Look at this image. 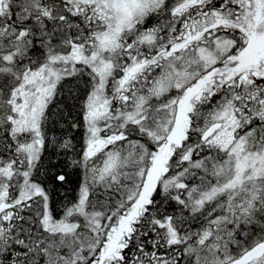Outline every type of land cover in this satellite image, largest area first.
<instances>
[{
	"label": "rangeland",
	"instance_id": "rangeland-1",
	"mask_svg": "<svg viewBox=\"0 0 264 264\" xmlns=\"http://www.w3.org/2000/svg\"><path fill=\"white\" fill-rule=\"evenodd\" d=\"M67 1L75 5L94 4L99 8L103 21L94 38L89 37L81 44L71 39L65 51L59 49L48 54L42 64L26 67L19 75L14 73L17 82L10 94L13 129L32 138L23 147L28 165L19 183L17 199L44 197L43 226L46 230L65 234L71 232L75 224L67 218L53 219L45 191L31 179L41 147V118L58 81L65 75L84 71L85 67L95 74L96 84L86 105V134L78 160L84 170V183L80 199L68 209V216L79 214L96 227H106L108 221L103 222L101 215L87 211L91 185L112 184L118 188L119 184L124 194H129L119 211L123 209L125 215H130L135 210L131 204L138 203L136 213H140L159 187L164 191H183L187 186L184 178L190 170L206 171L212 176V181L200 188L201 192L195 193L198 197L194 211L216 225L229 221L236 196L264 194V55L230 53L231 41L225 37L204 38L205 46L214 45L215 48H200L195 53L156 51L153 19L148 18L154 13L165 16L163 10L171 4L170 0ZM243 1H237L234 16L238 21L248 16L246 25H255L258 12L264 15V0H257L249 12L248 6L241 7ZM173 2L178 5L182 0ZM8 3L10 0H0V20L2 16H8ZM39 5L41 3L36 2L32 10L41 12ZM35 16L33 14L32 19H36ZM8 20H11L10 16ZM4 26L0 28V50L4 52L0 61L8 64L17 51H8L2 46L13 42L9 38L10 44L4 42L10 25ZM239 27L243 28L238 22L236 28ZM18 33L14 36L25 39L26 30ZM125 57L128 62L122 64ZM214 87H222L220 89L225 92L230 89L228 97L223 95L226 99L206 111L210 119L207 125L219 122L222 128L207 141L196 144L199 153L193 155V146H190L194 143L190 133L195 129L193 115L199 107L204 111L203 104L209 102ZM231 92L236 97L231 96ZM127 95V105L112 107L114 99L122 100ZM258 124L262 125L263 132L255 131L258 134L255 136ZM205 127L200 130V136ZM143 132L146 136L141 139ZM252 136L258 143L252 142ZM96 141H105V144L99 150L92 149L90 145ZM207 158L212 159L211 162L206 163ZM174 161L179 164L174 165ZM157 163L162 166L160 176L155 179ZM148 184L151 185L150 195L142 199V195L147 194ZM165 225L172 236L171 242L178 241L169 219L167 223L166 220L162 222V226ZM213 254L209 264H222L215 252ZM241 256L224 260H228L226 264H264L261 257L250 263Z\"/></svg>",
	"mask_w": 264,
	"mask_h": 264
},
{
	"label": "trees",
	"instance_id": "trees-1",
	"mask_svg": "<svg viewBox=\"0 0 264 264\" xmlns=\"http://www.w3.org/2000/svg\"><path fill=\"white\" fill-rule=\"evenodd\" d=\"M36 2L41 3L38 7L41 12L32 10ZM33 14L36 19H32ZM8 16L1 17L0 28L10 25L7 39L3 40L13 42L2 46L17 51V55L8 64L0 61V264H209L213 252L226 264L225 258H239L251 248V238L262 234V211L256 219L261 224H256V228L246 223L245 207L238 211L242 214L239 221L232 207L229 221L211 223L194 211L198 197L195 193L212 181L210 174L197 170H190L184 178L187 186L183 191H164L159 187L139 217L128 225L122 220L137 211V203L131 204L135 210L130 215H125L123 209L119 211L129 195L124 194L119 184L118 188L112 184L91 185L87 211L101 215L103 222L108 221L106 227H96L79 214L67 215L68 209L78 203L84 183V170L78 160L86 134V105L96 84L95 74L88 67L58 81L41 118V147L31 179L45 191L53 219L67 218L75 224L65 234L46 230L44 197L17 199L19 183L28 165L23 147L32 138L16 133L10 120V94L17 82L14 73L19 75L26 67L42 64L48 54L59 49L65 51L71 39L81 44L89 37L94 38L103 20L96 5H75L67 0H10ZM23 29L27 31L25 39L14 36ZM0 53L4 55L1 50ZM119 57L122 59V54ZM127 62L125 57L121 63ZM220 88L210 91L209 102L203 104L205 112L202 107L194 112L195 129L190 132L193 155L199 153L196 144L204 142L202 134L210 121L206 111L214 109L222 101L220 97L230 92ZM128 100V95L122 100L114 99L112 107L121 108ZM262 129L258 124L254 132L260 134ZM143 133L141 139L146 136ZM254 138L251 137L253 142L258 143ZM210 160L207 158L206 163ZM177 163L174 161V165ZM168 219L179 238L176 242H171L168 226H162Z\"/></svg>",
	"mask_w": 264,
	"mask_h": 264
},
{
	"label": "flooded vegetation",
	"instance_id": "flooded-vegetation-1",
	"mask_svg": "<svg viewBox=\"0 0 264 264\" xmlns=\"http://www.w3.org/2000/svg\"><path fill=\"white\" fill-rule=\"evenodd\" d=\"M173 1L174 0H170L171 4L168 5L169 7L167 6L168 9L166 7L163 10L166 14L165 16H160L163 14L158 13H154L153 15V20L151 22L156 51L160 50L161 53L167 54L195 53L200 48H215L214 45L205 46L206 44L203 42L205 41L204 38L213 37L212 39H219L225 37V39L231 41L228 48L230 53L239 51L245 54L254 53L257 55H264V15H261V11L258 12L257 20L255 21L254 19L255 25H246L248 16L239 21L234 16L236 7H238V0H182V3L178 5H175ZM256 1L257 0H244L241 7L248 6L249 12ZM158 16L162 18L159 19ZM162 19L165 20L163 21ZM238 22L243 26L242 29H240V27L239 29L236 28ZM162 27L163 29H161ZM167 30L169 31L167 32ZM158 35L160 36V40L157 42L156 39ZM161 35H164V37H161ZM231 96L236 97L234 94H231ZM220 99H226V97L223 98V96H221ZM91 148L99 150L96 145H93ZM161 164L157 163L158 170L155 172V179L160 176ZM147 188V194H143L142 199L150 195L151 185L148 184ZM137 206H139L138 203ZM241 208L245 210L246 223L248 222L250 226L254 224V227L256 224L260 225L261 223H256V217H258L262 211L260 220H263L264 194H244L242 196H236L233 202V214H235L237 221L242 218V214L238 212ZM136 212L130 217L123 218V224L128 225L139 217L138 215L140 213ZM261 225L262 234H257L258 236L251 238L252 244H250V246L252 247L248 251L258 246H262L263 248L253 258L248 259L247 262L251 263L259 257L264 259V222Z\"/></svg>",
	"mask_w": 264,
	"mask_h": 264
},
{
	"label": "water",
	"instance_id": "water-1",
	"mask_svg": "<svg viewBox=\"0 0 264 264\" xmlns=\"http://www.w3.org/2000/svg\"><path fill=\"white\" fill-rule=\"evenodd\" d=\"M221 128V124L220 123H213L211 124L202 134V139L204 141H206L207 139H209L210 137H212L219 129ZM105 144V141H98L95 142L91 145V147H93V145H96L97 148H101L103 145ZM263 247L262 246H258L255 247L254 249L248 251L247 253H245L242 257L243 260L247 261L250 258H253L258 252L261 251Z\"/></svg>",
	"mask_w": 264,
	"mask_h": 264
},
{
	"label": "bare ground",
	"instance_id": "bare-ground-1",
	"mask_svg": "<svg viewBox=\"0 0 264 264\" xmlns=\"http://www.w3.org/2000/svg\"><path fill=\"white\" fill-rule=\"evenodd\" d=\"M174 11V10H173ZM192 14V13H191ZM193 15V14H192ZM169 30H167V32H168ZM176 33V32H175ZM203 34V33H202ZM166 35V34H165ZM204 35V34H203ZM153 37V36H152ZM175 37V36H174ZM211 37V36H210ZM168 38V37H167ZM213 38V37H212ZM210 39V38H209ZM208 39V40H209ZM204 42V41H203ZM210 42V41H209ZM199 44V43H198ZM207 44V43H206ZM211 44V43H210ZM189 47V46H188ZM189 51V50H188ZM191 53V52H190ZM181 54V53H180ZM187 54V53H186ZM181 56V55H180ZM186 57V56H185ZM182 58V57H181ZM168 59H170L169 57H168ZM175 64H177V63H175ZM178 65V64H177ZM172 66V65H171ZM188 69V68H187ZM159 71H160V69H159ZM159 74V73H158ZM154 76V75H153ZM264 79V78H263ZM173 80V79H172ZM161 81V80H160ZM256 81V80H255ZM148 82V81H147ZM186 86V85H185ZM229 86V85H228ZM234 86V85H233ZM247 86V85H246ZM260 86V85H259ZM235 87V86H234ZM253 87V86H252ZM263 87V86H262ZM245 88V87H244ZM168 89V88H167ZM232 89V88H231ZM259 89V88H258ZM263 90V89H262ZM236 91V90H235ZM239 91V90H238ZM249 91V90H248ZM247 93V92H246ZM226 94V93H225ZM231 94H232V92H231ZM244 94V93H243ZM259 95V94H258ZM257 97V96H256ZM221 98V97H220ZM224 98V97H223ZM175 99V98H174ZM216 99H219V97L217 98L216 97ZM242 99V98H241ZM229 100V99H228ZM219 102V101H218ZM222 102V101H221ZM256 102V101H255ZM239 103V102H238ZM216 105H217V103H216ZM241 106V105H240ZM254 106V105H253ZM255 107V106H254ZM244 110V109H243ZM153 112V111H152ZM246 112V111H245ZM249 112V111H248ZM254 112V111H253ZM167 113V112H166ZM216 114V113H215ZM157 116V115H156ZM252 118V117H251ZM167 119V118H166ZM214 119V118H213ZM165 120V119H164ZM159 121V120H158ZM261 122V121H260ZM253 123V122H252ZM150 124V123H149ZM157 125V124H156ZM211 125V124H210ZM210 125H208L207 126V128L210 126ZM157 126H159V125H157ZM206 128V129H207ZM253 129V128H252ZM247 130V129H246ZM250 131V130H249ZM256 136V135H255ZM259 137V136H258ZM264 138V137H263ZM255 139V138H254ZM258 140V139H257ZM264 140V139H263ZM262 140V141H263ZM253 142V141H252ZM183 143V142H182ZM250 143V142H249ZM255 143V142H254ZM256 144V143H255ZM250 145V144H249ZM256 149H257V147H255ZM220 154V153H219ZM220 156V155H219ZM222 156V155H221ZM225 157V156H224ZM218 159V158H217ZM226 160V159H225ZM215 161V160H214ZM218 161V160H217ZM223 161V160H222ZM208 162V161H207ZM216 162V161H215ZM214 164V163H213ZM207 165V164H206ZM199 167V166H198ZM202 167V166H201ZM209 169H210V166H209ZM211 169H213V168H211ZM207 170V169H206ZM205 171V170H204ZM224 171V170H223ZM206 172V171H205ZM211 172V171H210ZM220 172V171H219ZM218 175V174H217ZM225 175V174H224ZM174 176V175H173ZM176 176H177V174H176ZM175 176V177H176ZM236 208H238V207H236ZM242 209V208H241ZM264 209V208H263ZM219 211V210H218ZM258 212V211H257ZM230 215V214H229ZM256 215V214H255ZM258 215V214H257ZM221 216V215H220ZM257 218V217H256ZM264 218V217H263ZM254 222V221H253ZM254 229V228H253ZM261 235V234H260ZM257 238V237H256ZM264 238V237H263ZM257 240V239H256ZM255 240V241H256ZM258 241V240H257ZM258 244V243H257ZM252 247V246H251ZM251 249V248H250Z\"/></svg>",
	"mask_w": 264,
	"mask_h": 264
}]
</instances>
